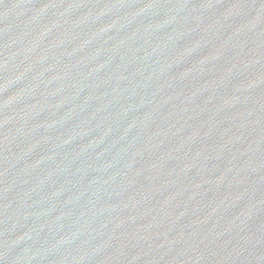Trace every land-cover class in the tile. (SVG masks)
<instances>
[{
  "label": "water",
  "instance_id": "obj_1",
  "mask_svg": "<svg viewBox=\"0 0 264 264\" xmlns=\"http://www.w3.org/2000/svg\"><path fill=\"white\" fill-rule=\"evenodd\" d=\"M0 264H264V0H0Z\"/></svg>",
  "mask_w": 264,
  "mask_h": 264
}]
</instances>
